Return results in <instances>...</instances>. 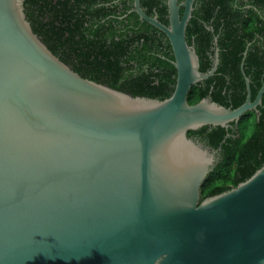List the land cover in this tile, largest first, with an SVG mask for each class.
<instances>
[{"label":"water","instance_id":"obj_1","mask_svg":"<svg viewBox=\"0 0 264 264\" xmlns=\"http://www.w3.org/2000/svg\"><path fill=\"white\" fill-rule=\"evenodd\" d=\"M196 0H167L172 96H133L82 77L35 33L25 0H0V264H264V166L202 199L217 160L190 131L228 129L262 104L190 105L201 72L186 32ZM183 10L182 14L181 11ZM247 52L244 53L246 58Z\"/></svg>","mask_w":264,"mask_h":264},{"label":"trees","instance_id":"obj_2","mask_svg":"<svg viewBox=\"0 0 264 264\" xmlns=\"http://www.w3.org/2000/svg\"><path fill=\"white\" fill-rule=\"evenodd\" d=\"M166 2L141 0V5L168 25ZM24 5L35 33L82 77L133 96L160 101L172 96L177 70L171 43L129 13L133 0H25ZM186 37L200 58L201 72L213 67L217 49L220 56L215 75L190 90V105L205 98L232 109L244 104L242 63L256 99L264 85V0H196ZM188 136L218 151L202 199L230 191L264 166V96L257 110L228 129L208 126Z\"/></svg>","mask_w":264,"mask_h":264},{"label":"flooded vegetation","instance_id":"obj_3","mask_svg":"<svg viewBox=\"0 0 264 264\" xmlns=\"http://www.w3.org/2000/svg\"><path fill=\"white\" fill-rule=\"evenodd\" d=\"M114 3H120L121 1H127V2H129L130 0H112ZM185 1V0H184ZM246 2L248 1V0H245ZM180 2V1H179ZM183 2V1H182ZM196 2V1H195ZM167 3V2H166ZM120 8V7H119ZM120 10H121V8H120ZM193 140H195V141H197V142H199L205 149H207V150H209V152L210 153H213V154H215V158H216V160H217V158H218V151L217 150H214V149H212L211 147H208L204 142L202 143L201 141H200V139H198V138H196V137H194L193 138ZM202 193V192H201Z\"/></svg>","mask_w":264,"mask_h":264}]
</instances>
